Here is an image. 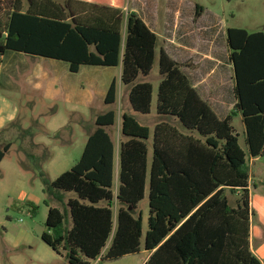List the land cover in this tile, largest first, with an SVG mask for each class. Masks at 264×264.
I'll return each instance as SVG.
<instances>
[{"label": "trees", "instance_id": "16d2710c", "mask_svg": "<svg viewBox=\"0 0 264 264\" xmlns=\"http://www.w3.org/2000/svg\"><path fill=\"white\" fill-rule=\"evenodd\" d=\"M116 1L0 0V67L7 52L66 63L72 74L82 67L121 66L129 104L142 115L151 113L153 86L136 81L150 75L156 59L161 77L156 113L164 120L151 132L132 115L121 117L117 184L113 109L96 117L69 171L52 182L40 174L45 191L63 206V211L49 207L41 240L68 264L142 251L150 253L145 264H262L250 247L247 158H264V32L227 29L235 104L219 119L181 65L163 49L157 52L158 37ZM200 12L196 6V18ZM118 97L113 80L103 103L113 107ZM233 114L241 115L247 153L232 126ZM11 146L0 130V164ZM146 192L144 233L142 213L134 212ZM68 194L75 197L65 202Z\"/></svg>", "mask_w": 264, "mask_h": 264}, {"label": "rangeland", "instance_id": "374dc122", "mask_svg": "<svg viewBox=\"0 0 264 264\" xmlns=\"http://www.w3.org/2000/svg\"><path fill=\"white\" fill-rule=\"evenodd\" d=\"M98 1L107 5L117 2ZM120 3L123 4L125 13L146 5L161 12L168 5L179 4L195 8L196 13V6H199V15L203 12L213 19L212 22L222 21L219 26L224 31L228 28H240L249 33L264 32V0H120ZM50 62L7 52L0 67V114L6 119L11 117V121L1 130L5 131V142L12 144L0 164V264H38L32 260L52 252L41 240V235L47 231L45 222L49 207L63 211V206L45 191L40 174L43 173L52 182L75 165L83 153L88 135L94 130L97 116L110 109L116 111L115 127L110 133L118 143L121 141V117L124 113L132 115L151 132L164 120L156 113L157 90L161 82L157 59L150 75L140 76L136 81L153 86L152 110L149 115L132 110L127 99L129 86H123L116 105L109 107L99 98V90L93 84L89 86L82 76L70 72L59 76L56 88L59 93L56 99H46L44 93L35 90L34 83L29 81L39 66L47 72L51 71ZM60 64L67 65L62 62ZM49 79H53L52 74H49ZM71 100L77 103L74 110H71ZM88 100H91L90 106L84 104ZM215 100L205 101L209 105ZM232 119L240 147L247 153L241 115L233 114ZM148 147V158L151 160V139ZM118 164L116 149L115 174ZM247 165L252 209L251 249L254 256L264 264V158H258L254 165L247 158ZM115 182H118L116 176ZM72 197L75 194L65 195V202ZM229 198L234 206L235 197ZM116 209L117 204L114 205V210ZM148 212L146 192L144 200L134 212L135 216L142 213L144 233L148 229ZM142 256H137L139 263L143 261ZM119 260L123 259L116 261ZM55 264L68 263L62 259Z\"/></svg>", "mask_w": 264, "mask_h": 264}, {"label": "crops", "instance_id": "0c3cea01", "mask_svg": "<svg viewBox=\"0 0 264 264\" xmlns=\"http://www.w3.org/2000/svg\"><path fill=\"white\" fill-rule=\"evenodd\" d=\"M194 9L190 6L179 4L168 5L160 12L146 5L144 8L142 7L139 10L133 8L131 11L135 12L158 37L157 52L163 49L172 60L181 65L183 73L187 76L190 84L202 100L216 99L213 104L210 102L209 106L219 119H225L231 114L235 104L233 94L234 71L228 59L229 50L226 42V30L224 31L219 26L222 21L216 22L215 20L212 22L213 19L203 12L196 18ZM50 61L51 71L49 72L51 73L39 66L31 75L29 82H33L34 89L44 93L46 99L53 101L59 93L58 89H56L59 76L62 73L69 72V67L68 65L60 64V62ZM188 70L190 71L189 73L186 72ZM121 72V66L117 68L82 67L77 74L73 75L82 76L89 86L93 84L99 90V98L104 100L113 80L117 81L119 94L123 90V85L120 81ZM49 74L53 75L52 80L49 79ZM2 102L5 103L4 100ZM84 104L90 106L91 100H88ZM71 105H73L71 110H74L77 103L72 102ZM222 114L223 117L221 116ZM8 121H11V117L6 119L0 114V130L4 128ZM119 143L114 141L118 162ZM257 160L249 159L253 165ZM116 172L115 176L117 178L119 167ZM45 255V257L36 258L32 261L38 264H55L64 259L54 251ZM141 255H143V261L139 263L137 256ZM149 256L150 253L142 251L139 254L121 258L123 260L104 262L101 259H97L91 264H145Z\"/></svg>", "mask_w": 264, "mask_h": 264}, {"label": "water", "instance_id": "95a60500", "mask_svg": "<svg viewBox=\"0 0 264 264\" xmlns=\"http://www.w3.org/2000/svg\"><path fill=\"white\" fill-rule=\"evenodd\" d=\"M130 210V209H129Z\"/></svg>", "mask_w": 264, "mask_h": 264}]
</instances>
